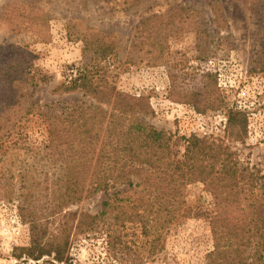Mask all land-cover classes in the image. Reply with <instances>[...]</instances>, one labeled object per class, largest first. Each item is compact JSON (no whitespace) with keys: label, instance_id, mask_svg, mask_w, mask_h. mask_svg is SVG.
Masks as SVG:
<instances>
[{"label":"trees","instance_id":"1","mask_svg":"<svg viewBox=\"0 0 264 264\" xmlns=\"http://www.w3.org/2000/svg\"><path fill=\"white\" fill-rule=\"evenodd\" d=\"M142 1L80 0L79 4L85 8L93 3L127 14ZM241 1L248 3L257 27L260 55L255 64L257 72L264 74V0ZM216 4L211 5L214 10ZM214 13L215 23L223 27L224 23H217V9ZM222 17L228 27L227 18ZM55 19L52 0H9L0 14V29L49 43ZM65 20L69 40L83 45V59L76 66V78L59 84L53 93H77L81 98L60 112L37 113L48 120L49 138L37 150L28 149L32 154L36 151L30 168H4L5 158L0 156V202H19L20 217L30 226L27 260L74 264V233L90 220L88 231L103 227L114 237V250L119 243L134 262L146 264L167 228L185 211L187 188L200 183L207 185L216 208L210 221L214 248L206 264H264V174L250 172L231 148L225 151L211 138L177 139L176 134L153 126L150 120L156 112L150 96L120 88V77L131 63L130 54H124L125 37L88 18L68 16ZM185 21L179 18L177 23ZM176 24L166 23L163 16L146 18L136 28L133 44L138 45L132 49L140 54L148 47L147 54L156 55L155 63L164 60L170 66L172 102L201 116L227 115L231 139L245 144L246 113L225 104L217 75L187 68L185 56L171 51L170 40L179 31ZM49 81L48 75L33 71L14 46L0 44L1 146L8 143L21 120L24 95L20 85L36 88ZM118 187L123 190L109 194ZM100 193L107 198L98 215L72 210ZM124 231H132L145 242L141 246L122 243L125 236L118 233ZM142 249L147 260L141 257Z\"/></svg>","mask_w":264,"mask_h":264},{"label":"rangeland","instance_id":"2","mask_svg":"<svg viewBox=\"0 0 264 264\" xmlns=\"http://www.w3.org/2000/svg\"><path fill=\"white\" fill-rule=\"evenodd\" d=\"M7 1L0 0V14ZM52 1L56 19L51 22L49 43L0 29V44L14 46L29 61L33 71L39 70L50 78L49 83L36 88L20 85L24 95L21 120L8 143L0 144L4 168H30L36 151L32 154L28 149L37 150L48 141L47 119L38 117L37 113L60 112L81 98L77 93H53L59 84L76 78V66L83 59V45L68 38L65 17L71 16L91 19L102 29L125 37L124 54H130L131 63L120 77V88L133 95L150 96L156 112L150 120L153 126L176 134L177 139L211 138L222 144L224 150L231 148L250 172L264 174V74L256 69L260 48L248 3L241 0H143L127 14H116L93 3L84 8L80 0ZM214 3L218 5L217 23L225 25L224 15L228 27H218L215 23L216 9L211 6ZM220 7L222 13L218 11ZM153 15L163 16L166 23L176 24L179 18L186 20L175 26L179 31L170 40L171 51L185 56L187 68L217 75L225 104L246 113L248 137L245 144L231 139V118L227 115L201 116L186 105L172 102L170 66L164 60L155 63L156 55L147 54L148 47L140 54L132 49V45H138L133 44L137 39L136 28ZM15 143L17 148L12 147ZM122 190L123 187H118L109 194ZM106 198L105 193H100L73 206L72 210L98 215ZM186 198L185 211L167 228L153 257L147 260L145 249L140 251L146 264H206V257L214 248L210 221L216 214L215 200L207 185L200 183L187 188ZM18 206L17 200L0 202V264H36L26 258L30 249V226L21 219ZM89 223L90 220H85L74 233L71 251L74 264H137L126 255V247L117 243L113 249L114 237L103 227L88 231ZM118 235L125 236L122 243L128 246H141L145 242L138 240L132 231ZM48 261L45 259L41 264Z\"/></svg>","mask_w":264,"mask_h":264}]
</instances>
